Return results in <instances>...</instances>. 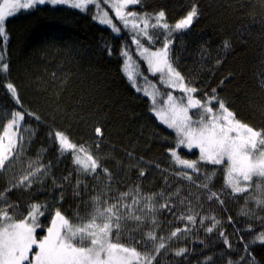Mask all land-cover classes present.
Here are the masks:
<instances>
[{
    "label": "trees",
    "instance_id": "obj_1",
    "mask_svg": "<svg viewBox=\"0 0 264 264\" xmlns=\"http://www.w3.org/2000/svg\"><path fill=\"white\" fill-rule=\"evenodd\" d=\"M193 6L198 17L188 29L174 31L170 37L173 66L199 89L197 96L203 98L215 88L239 120L264 129V88L260 86L264 79V0H141L129 10L141 14L164 11L172 26ZM94 16L93 6L81 12L67 6L44 5L20 10L6 21L8 40L0 43V54L9 65L7 82L17 87L22 107L0 80V123H7L13 110L35 115H25L21 126L24 151L17 163L14 161L0 174V191L10 182L18 183L16 171L26 173L30 162L49 166L48 174L31 188L21 186L6 193L7 202L14 205L8 211H15L16 219H20L30 204L46 205L45 215L40 217L45 227L57 209L70 220L91 211L94 186L102 185L104 178L97 181L74 170L78 166L73 164L71 153L61 154L53 140L52 134L62 131L73 143L89 147L91 154L110 170L117 192L127 191L136 183L147 194L178 189L180 196L173 199L188 197L197 212L219 219L232 245L226 248L218 235L220 228L208 233L197 226L187 238L182 232L168 241L153 264H227L229 259L238 261L242 255L245 260L255 257L257 264H264V245L250 244L254 234L264 231V208L257 207L254 200L246 205L243 196L227 194L223 206L215 200L209 206L203 190L190 191L189 182L174 174L177 169L168 150L175 147V133L160 123L152 112V101L133 87L125 70L126 59L131 57L138 64V85L151 80L132 42V32L116 22L121 31L115 33ZM161 43L162 39L155 48ZM125 51L128 57L122 54ZM97 126L103 132L99 149L94 143ZM178 154L184 159L199 158L198 149L188 152L181 148ZM201 167L211 171L217 166ZM141 168L145 171L143 177H139ZM54 180L63 186H56ZM78 181L80 194L76 195ZM223 185V173L217 171L213 191L221 190ZM250 194L256 195L250 189L244 196ZM197 196L201 197L199 201ZM158 203L164 201L158 199ZM180 210L186 211V207L173 208L177 214ZM242 210L254 215H242ZM157 220V237H168L185 223L175 220L167 209L157 211ZM129 237L142 239L134 221L127 222L120 242L128 244ZM245 244H249L251 256L243 251ZM134 246L143 251L142 245ZM181 247L187 252L175 256L174 251Z\"/></svg>",
    "mask_w": 264,
    "mask_h": 264
},
{
    "label": "snow or ice",
    "instance_id": "obj_2",
    "mask_svg": "<svg viewBox=\"0 0 264 264\" xmlns=\"http://www.w3.org/2000/svg\"><path fill=\"white\" fill-rule=\"evenodd\" d=\"M140 3L141 0H112L111 4L109 0H3L0 4V43H6L8 40L7 19L15 16L20 10H32L44 5H66L85 12L90 10L89 6L97 9L101 4L110 6L115 11V18L125 28L130 26L132 42L137 45L151 74H159L160 84L172 89L162 94L166 97L162 101L156 98L158 89L153 93L145 90L144 95L151 97L152 112L160 123L175 133V147L168 150L177 169L174 174L189 182L190 191L193 188L203 190L209 206L213 200L223 206V196L227 194L234 198L243 196L246 205L249 200H254L257 207L264 208V129L254 128L239 120L236 113L219 98L215 88L210 93H204L203 98L197 96L199 89L186 81L170 60L172 33L188 29L198 17L197 8L193 6L186 16L170 26L164 11L141 14L129 10L130 6ZM108 17V11H104L99 22L109 25L114 32H120L121 29ZM93 18L97 19L96 16ZM161 39L160 47L155 48ZM142 41H146L148 46ZM225 47H228L227 42ZM122 54L128 57L127 51ZM8 71L9 65L0 54V80L4 81L2 86L16 104L22 107L17 87L7 82ZM128 79L137 91L142 90L130 72ZM260 86L264 88V79L261 80ZM176 91L182 95L175 96L173 93ZM25 115L35 114L13 110L7 123H0V174L6 172L24 151L21 122L24 121ZM35 119L40 118L35 116ZM94 133L97 137L94 141L95 147L99 149L102 129L97 126ZM52 136L61 154L71 153L73 164L78 166L75 171L81 175L92 176L97 181L103 176L104 183L94 186L96 194L91 197V211L86 216L77 214L75 220H70L57 209L50 218L49 225L45 227L40 217L45 215L47 207L33 203L29 205L26 215L16 219V212L8 211L9 208H14V205L7 202L6 193L21 186L31 188L33 183L40 182L48 174L49 166L36 163L33 167L30 162V171L24 174L18 183L10 182L5 190L0 191V264H153L160 251L167 247L168 241L178 238L182 232L187 238L197 226L208 233L220 228L218 235L223 238L227 249L232 248L219 219L197 212L188 197L178 201L173 199L180 196L178 189L175 192L147 194L143 193L141 185L136 183L127 191L117 192L112 186L113 174L91 154L89 147L73 143L62 131H55ZM181 148H186L188 152L198 149L199 158H182L178 154ZM128 155L131 157L132 154ZM201 165L217 167L209 171ZM217 171H222L224 185L221 190L213 191L212 180ZM144 175L145 171L141 168L139 177ZM64 180H69V177H64ZM53 182L58 187L63 186L59 181ZM76 189L75 194L79 195V181ZM250 189L254 190L256 195L244 196ZM200 198L197 196V201ZM158 199L164 203H158ZM181 206L186 207V211L180 210L179 214L173 212V208L180 209ZM159 209H167L175 220L184 221L183 227H176L168 237H157ZM241 214L254 215L245 210H242ZM128 221L136 222L142 239L129 237L128 244H124L120 239ZM231 221L232 218L228 217V222ZM145 228L148 230L144 231ZM38 229L41 230L39 234ZM249 231H252L251 227ZM148 241H152V244L149 245ZM257 242L264 245V231L254 234L250 244L255 245ZM134 245H142L143 251ZM243 251L251 256L249 244H245ZM186 252L187 248L181 247L174 251V255L181 257ZM241 261L244 264H257L255 257L245 260L243 255L238 261L229 259L227 264H240Z\"/></svg>",
    "mask_w": 264,
    "mask_h": 264
},
{
    "label": "rangeland",
    "instance_id": "obj_3",
    "mask_svg": "<svg viewBox=\"0 0 264 264\" xmlns=\"http://www.w3.org/2000/svg\"><path fill=\"white\" fill-rule=\"evenodd\" d=\"M111 2H112V0H109V4H111ZM2 3H3V0H0V4H2ZM60 6H66V5H60ZM95 11H96V17H97L96 20L99 21V18L103 17V12L104 11H108V13H109V17L108 18L111 19L114 24H116V22H117V23H120L123 26V24L118 19L115 18V11L110 6L101 4L99 9L95 8ZM104 25L105 26H109L107 24H104ZM126 29L130 30V26H129V28H126ZM115 33H117V32H115ZM137 51H138L139 59L141 60L142 64L146 67L145 69L147 70V73L151 76V80L147 79V81H144V82L141 83V85H138L139 84L138 80H136L137 77H138V69H137V65L138 64L131 57H129L130 59L129 58L126 59V65H125L126 73H127V75H128L129 72L132 73L134 81L136 82L137 86L141 87L143 94H144L145 90L148 91L149 93H153L154 90L158 89L159 91L156 92V98H157L158 101H162L163 99L166 98L162 94L163 93H167L169 91H172V89L166 88L164 85L160 84V82H159V74H156V75H152L151 74V72L148 69V65H147L146 61L141 58V54H140L139 50H137ZM173 94L175 96H181L182 95V93H180L178 91L174 92ZM147 97L149 98V100H151L150 96H147ZM21 126H22V122H21ZM95 149H97V148L95 147ZM15 162L17 163L16 160H15ZM32 163H33V167H35L36 164L34 162H32ZM28 171H30L29 167H27L26 173ZM16 173L19 176V178H18L19 180L22 178V176L24 174H26V173H23L22 171L21 172L16 171Z\"/></svg>",
    "mask_w": 264,
    "mask_h": 264
}]
</instances>
